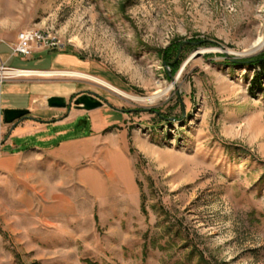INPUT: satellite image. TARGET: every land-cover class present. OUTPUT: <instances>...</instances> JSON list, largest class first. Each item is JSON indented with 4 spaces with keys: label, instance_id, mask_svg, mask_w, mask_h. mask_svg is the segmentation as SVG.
I'll use <instances>...</instances> for the list:
<instances>
[{
    "label": "rangeland",
    "instance_id": "obj_1",
    "mask_svg": "<svg viewBox=\"0 0 264 264\" xmlns=\"http://www.w3.org/2000/svg\"><path fill=\"white\" fill-rule=\"evenodd\" d=\"M28 29L123 92L171 89L9 76L72 79L105 103L82 120L110 125L76 164L0 172V264H264V78L245 62L264 0H0V38Z\"/></svg>",
    "mask_w": 264,
    "mask_h": 264
},
{
    "label": "crops",
    "instance_id": "obj_2",
    "mask_svg": "<svg viewBox=\"0 0 264 264\" xmlns=\"http://www.w3.org/2000/svg\"><path fill=\"white\" fill-rule=\"evenodd\" d=\"M16 39V36L7 40L0 38V69L4 66L34 70L40 72L39 75L48 76L85 77L76 73L93 76L92 62L71 51L39 49L31 57L14 55L11 46ZM84 93L72 79L48 81L24 76L0 79V172H14L27 154L36 152L70 165L76 164L80 156L91 154L93 149H89L88 144L94 130L110 123L105 120L104 124H95L88 118L82 120L87 116L79 111L92 110L78 107L73 101ZM53 96L64 97L67 106H49L48 99ZM8 109L29 113L20 121L7 123L5 112ZM79 120L90 126V133L76 138L72 134ZM80 145L82 149H79Z\"/></svg>",
    "mask_w": 264,
    "mask_h": 264
},
{
    "label": "built area",
    "instance_id": "obj_3",
    "mask_svg": "<svg viewBox=\"0 0 264 264\" xmlns=\"http://www.w3.org/2000/svg\"><path fill=\"white\" fill-rule=\"evenodd\" d=\"M14 55H19L23 57H31L36 50L39 49H62V44L60 41H56L47 36L44 33L34 32V29L23 30L19 32L17 36V41L11 46ZM3 72L0 79L8 78L9 76L16 75L12 71H34L25 69H16L10 67H2L0 72ZM38 72V71H37ZM25 75V74H18Z\"/></svg>",
    "mask_w": 264,
    "mask_h": 264
},
{
    "label": "water",
    "instance_id": "obj_4",
    "mask_svg": "<svg viewBox=\"0 0 264 264\" xmlns=\"http://www.w3.org/2000/svg\"><path fill=\"white\" fill-rule=\"evenodd\" d=\"M74 103L81 108L86 110H94L104 106V101L98 98L97 96L84 93L75 99ZM48 104L51 107H66L67 101L64 97L53 96L48 99ZM29 111L27 110H18V109H8L5 112V120L7 123H13L15 121H20L25 118Z\"/></svg>",
    "mask_w": 264,
    "mask_h": 264
},
{
    "label": "bare ground",
    "instance_id": "obj_5",
    "mask_svg": "<svg viewBox=\"0 0 264 264\" xmlns=\"http://www.w3.org/2000/svg\"><path fill=\"white\" fill-rule=\"evenodd\" d=\"M34 32H37V33H44V36H47L51 39L52 36L50 34H47L45 32H43L42 30L41 31H38V30H34ZM264 48V36H260L252 45V48H251V51L252 52H257V51H260L261 49ZM12 73L14 74H25V75H32V74H37V73H40V72H37V71H12ZM77 75L79 76H85V77H89L91 79H96V80H99L100 82L104 83L105 85L109 86L110 88L112 89H115L117 92L123 94L124 96H126L127 98L131 99V100H135V101H141V102H144V101H148V102H153L157 99H160L162 97H164L171 89V87L169 88H166V89H160L158 91H156L154 93L153 96H151L150 98H142V97H138V96H134V95H131L129 93H126V92H123L122 90L114 87L113 85H111L110 83L102 80V79H99V78H96V77H93L91 75H87V74H83V73H76Z\"/></svg>",
    "mask_w": 264,
    "mask_h": 264
},
{
    "label": "trees",
    "instance_id": "obj_6",
    "mask_svg": "<svg viewBox=\"0 0 264 264\" xmlns=\"http://www.w3.org/2000/svg\"><path fill=\"white\" fill-rule=\"evenodd\" d=\"M245 62L250 64L251 66H255L257 69L260 70L257 73L253 84L258 87H261L263 81L262 79L264 78V51L255 57L245 60Z\"/></svg>",
    "mask_w": 264,
    "mask_h": 264
}]
</instances>
